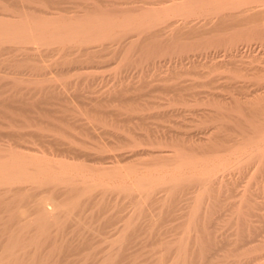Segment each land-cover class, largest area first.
<instances>
[{
	"label": "bare ground",
	"instance_id": "bare-ground-1",
	"mask_svg": "<svg viewBox=\"0 0 264 264\" xmlns=\"http://www.w3.org/2000/svg\"><path fill=\"white\" fill-rule=\"evenodd\" d=\"M64 1L65 0H39V1L38 0H0V46H1L0 50L5 49V47L4 48L2 47V45L4 43H11L12 45L15 44L12 47H13V50H16V51L30 50L28 48L29 45H28V47L25 46V44H27V43H32V44L34 43L36 45L37 44L38 45L39 44L40 45H43V44L47 45L50 43H52V44L58 43L61 45V47L59 46L60 47L59 49H61L63 51L72 50V48L76 46V49H78L79 51L84 53L83 56H85V57L83 60L85 61V63L88 62V63H91V64L93 63V64L97 65L100 63V61H98V58H100V55H98L97 52L98 51L100 52V50H102L105 47L101 42L103 39L111 38V39L119 40L120 44L121 43L123 44V47L121 49L124 48L123 50H128V49H130V46L132 45L133 42L137 41L138 39L139 40L141 39V38H139V36L141 34L144 35L147 32L146 31L147 29L152 30V28H154V26H157L159 23H162V22H164V24H163L164 28L158 29L159 28L158 27L157 28L158 30L155 28L156 30H152V33L145 34V37L141 36L142 40L151 38L156 43H158V41L163 40V38L159 39V38H161L160 36L163 34L162 30H164V36H166V37H168V36L171 37L173 35V38H174V37H176L175 34H177V33L179 35L181 34V36H182L183 34L179 33V32H183L184 31L183 29H185V27L192 29V30H188L190 32H188L187 29L185 30L190 34H192L194 30L198 29V32L194 31L196 33L195 34L193 33L192 35L197 36L199 33L200 37L203 36L204 38H206V36H208L209 34L211 36L213 35V34H211L212 33L211 30H213V32H214L215 29L221 30L223 28V32H222V30H221V32L217 30L216 33L220 32L221 34L225 35L227 33V31L229 30L227 35L232 34L231 35L232 37L226 38L223 41V42H225L224 44L226 46L225 47L226 48L225 54L227 53V55H224V57L229 56V59L226 61L223 60L225 62V64L224 65L221 64V65L225 66L226 62L228 61L227 63L229 64V66H233V68L236 67V69L239 67L237 69L238 71L245 70V72H247V74H248L247 76L253 80V82L252 81L251 82L249 81V82L256 84L259 87L258 89L257 88L256 89L261 90L257 94L254 93L255 96L254 95L251 96L249 94L248 97L249 96H251V97L248 98L246 95V100H244L242 102H247V103H245L246 105H249V104L253 105L254 104L255 106L259 103L256 106L258 108L257 109L258 111H259V105L261 107L260 103L264 104L263 103L264 102V0H147V2L146 1L145 2H146V4L149 5V8H146L143 5V4H145V3H142V2H144V0H142V1L137 0V2L140 1L139 3H142V4L141 5L137 4V3L136 4L138 6L143 5L145 8L140 7V9L138 11H133L134 13L133 12H127L126 13V11H125L124 14H121V17H118L120 14L117 17L116 16L113 17V15L111 17L110 16L107 17L106 15H103V14L102 15H95V14L57 15L56 13H52L51 11L50 12L45 11V12H42L41 15H33L30 12L29 13L26 12V9L32 8L31 4H38V6L42 5V6L47 7L46 9H48V7H50L49 9H51V8L55 9L56 8L55 5H59V4L63 3ZM66 1H68V0H66ZM90 1L92 2V0H90ZM135 1L136 0H134V1L128 0L125 2L126 3L129 2V4L132 3L131 5H133V4H135ZM96 2H98V1L96 0ZM115 2L120 3L121 1L118 2L116 0ZM123 2H122V4H123ZM82 3H84V2H82ZM87 5H84L82 7L88 8ZM111 5H112V3H111ZM131 8H132V6H131ZM137 8H139V7H137ZM122 12L123 11H121V13ZM199 17H201L202 20ZM198 18L200 21H202L201 23L199 20H196ZM224 28H227L226 33H224V31H225ZM181 30H183V31H181ZM132 31L137 32V33L135 32L137 34V37L133 34L136 37V39L135 40H128L131 37L129 38L127 36L129 33L131 34ZM187 32H184V33L186 34ZM207 32H209V33H207ZM205 33H207V35H203ZM216 35H218V34H216ZM233 35H235V36H233ZM240 37H241V39H239ZM196 39H199V37H197ZM201 39H202V41H204L203 38H201ZM201 39L198 41H201ZM240 41H241V43H240ZM203 43H205V42H203ZM138 44H139V42H138ZM216 44L219 45L218 43H216ZM121 45H120V47H121ZM202 46H204V45H202ZM207 46L209 47V45H207ZM30 48H31V46H30ZM147 48H149V46ZM153 48H154V46H153ZM111 49H112V47H111ZM131 49H133V48H131ZM202 51H203V49H202ZM33 56L30 55V57H33ZM60 57H61V60H60L61 63L60 62L59 63L61 65V67L65 66V65H69L70 62H76L77 61V59H74V60L67 59L66 56H64V55L60 56ZM132 58H133V56H132ZM11 59L12 58H10L9 60H11ZM27 59L31 61V59L27 58V57L24 60H27ZM58 61H57L56 65L59 64ZM217 61L218 60H216V62ZM80 62H81V60H80ZM28 63H29V61H28ZM124 64L125 63L123 62L122 65H124ZM29 65H31V64H29ZM34 65L35 64L32 63L31 66L33 67ZM219 66L220 65L218 63L217 68ZM83 67H84V65H83ZM123 67H125V66H123ZM225 67H227V66H225ZM35 68H40V67L39 66L37 67L35 65L32 70L34 71ZM81 68H82V66H81ZM78 73H79V71H78ZM241 74H242V72H241ZM49 75H51V74H49ZM0 77H2V76H0ZM65 84H67V83H65ZM86 84H87V82H86ZM45 89H44V93H46V95L42 96V94H41V97H43V101L49 100L50 98L53 99L54 96L56 99V94H58V90L53 91V93L57 92L54 95L53 93H48V90H50V89H48V87H47V89H48L47 92L45 91ZM122 90L118 93L115 90L116 94L114 93L113 96L115 95L116 98H118L117 96L119 95V93L122 92V94H123V92H125V90L124 91H122ZM49 92H52V91L50 90ZM17 93L18 92L16 91L15 95L12 94L8 97L6 96L5 97L6 99H4L3 101H0V116H2L3 118H5V120L8 121L6 123L1 122L2 126H0V135L7 136L10 139H12L14 142L23 141L25 139L24 136H27V135L31 136L32 135V136L38 138V140H40V142H42V143L45 142L46 144H49L53 150H56V151H62V150L74 151V152L82 153L81 152L82 148L79 149L80 148L79 146H78L79 148L73 147L70 144V141H65L63 139L64 138L63 137L64 130H66L67 128L65 127L66 129H64V127H62V125L60 126L59 123H58L59 125H57V124H54L53 122L48 121V123L46 122V125H44L42 127V126H39L38 124H36V121H38L39 119L32 117L34 119L27 120L28 124H26V125H29V126L33 125V126H35V128L31 129L30 131L20 130L19 125L22 123H20L19 125L16 124V122H18V121L20 122V120L17 117L19 114L17 115L16 114L17 112L15 113L14 110L16 109L17 111L19 110V112H21V111L27 112L26 110H28V108H26V107L24 108L22 106H16L15 107V106L9 105L13 101H18V102L20 101L21 103H23L22 96L17 95ZM111 93H113V92H111ZM111 93H109L110 95L108 97H112ZM175 94H176V92H175ZM80 95L81 94L76 95V96L74 95V96L77 97ZM123 95L122 96L119 95V96L122 97L121 99L124 98V101H125L126 100L125 97L127 98V96L125 94H123ZM134 95H136V94H134ZM142 95L139 93V95L136 97H139V96L141 97ZM115 96L112 98H115ZM177 96L179 97V95H176L175 97H177ZM57 97L63 98V96H59V94ZM79 98L81 99L82 97H79ZM131 98L135 99V97H131ZM234 98H236V97H234ZM52 99H50L49 101H51ZM121 99H119V100L121 101ZM134 99H132L133 102L135 101ZM137 99H140V98H137ZM262 100H263V102H262ZM35 101H34V103L38 104V100H37V102H35ZM40 101L41 102H39V103H43L42 99ZM95 101H97V100H95ZM127 101H128V99H127ZM25 102H24V105L27 104ZM254 102H256V103H254ZM30 103H31V101H30ZM236 103L240 104V101H237ZM29 105H31V104H29ZM29 105L27 104L26 106H29ZM35 106H37V105H35ZM239 106L245 107L244 105H237L238 108L235 107L236 108L235 109L232 106V107H230V111H227L229 109H227L226 111L229 113V112H231V110H238V112H239L240 111ZM30 107L31 106H29L28 111H30ZM250 107H251V105H250ZM67 108H69V107H67ZM224 108L221 111H224ZM231 108H233V109H231ZM242 108H241V110H243ZM94 109H96V110H93V111L97 112L98 108H94ZM131 109H133V108H131ZM251 109L253 110V107H251ZM257 110H255V113ZM236 112L237 111H235L236 118L234 117V120H232L233 123H235V121H237L236 119H237L238 115ZM259 112H260V114L264 115V113H261L262 112L261 110ZM97 113H99V110ZM224 113H226V112H224ZM233 113L231 115H233ZM240 113H241V111H240ZM255 113H254L253 118L256 115ZM214 114L217 115V112H215ZM215 115L213 118H216ZM226 115H228V114H226ZM240 115L238 117H240ZM209 116H211V114H209ZM260 116H256V117L259 118ZM29 117L31 119V116H29ZM225 117H227V118H225V120L229 119V121H231L230 120L231 118H228V116H225ZM229 117H230V115H229ZM243 117L247 118L248 116L243 115ZM256 117L254 119L258 120V119H256ZM262 117H261V119H263ZM245 118L244 119L242 118L244 120V122H245ZM51 119H53V118H51ZM62 119L63 118H61V120ZM139 119H141V118H139ZM217 119H219V117ZM248 119L249 118H247L246 120H248ZM261 119H260V121H262ZM0 120H2V119L0 118ZM43 120L44 119H42L41 121L43 122ZM46 121H47V119H46ZM240 121H241V119H240ZM249 121H250V119H249ZM21 122H23V121H21ZM256 122L252 121L251 124L249 123L250 125H248L249 126L248 129L250 128L252 131L245 129L246 124H244L245 125L244 126L242 124L240 125V123H239V126H241V127H239V129L240 128L241 129H240V131L237 130V132H239V134L242 136L241 140L242 139L243 140L237 142V144L234 148H232L230 150L227 149V151L223 154H213V155L207 154V152H204V150L202 148L205 149V147H207V146H204V145H211V144H208L205 142H204L205 144L203 146H200L203 143H201L199 145L195 144L196 146L191 144L192 145L191 148H193V146H195L196 148L198 147L201 149L202 153L200 155L194 154V153L187 154L188 152L184 151V149H186L188 147H185L186 145H184V144H183L184 146L180 145V144L178 146V144L176 143V146L179 147V149H180V150L178 149L179 151L177 150L179 153L178 152L176 153V156L178 159L174 163V165L172 167H170V169L168 167L163 168L164 165H163V161L160 162L161 160L160 161L157 160L160 163H158L156 165L153 164L154 166H150L147 169H145L144 171H141L140 169L138 170V168H136L138 166L135 167L134 165L133 166L130 165L127 167L126 166L125 167H118L119 165L118 166L116 165V167L114 166V168L113 167L110 168L109 166H103V167L100 166L98 168H90V167H86L83 165H78V164L75 165L74 163H71V162H69V164H68V162L67 163H65V161L62 162V160L61 161L60 160L55 161V160L47 159V158L42 157V155H41L42 153L40 154L41 156H35L32 154L31 155L26 154V153H24L25 151L24 152L14 151V150L10 149L11 147L7 148V149H4V148L0 149V264H62L63 261L64 262L67 261L68 255H67V249L65 250V246L69 243V241H68L69 239H66V237L64 238V236H63L65 228L67 226H71L74 228V230H78V231L81 230L82 231V229H84L88 232H94L95 233V231L100 226V222H98V218H99L100 210L103 207V197L99 198V197H101L99 194H98L99 197H96L98 195H96V196L92 195V194L95 195L96 191L95 192H92V191L96 188L101 189L100 191L103 192V194H104V192L106 193V191H108V190L112 189L111 191H113L114 189H117V190H120L121 192H125L124 194H126V196H127V193L133 194L132 192H136V191L139 192V195L137 194V196H140V194H141V196L138 197L139 199L137 200V203H136L137 205L134 204L135 208L132 209L133 212L131 211L132 213H130V215H128L129 217L127 216L128 219L126 220L127 222L125 221L124 227L122 226L123 227V230L121 232L122 234L118 235L119 237H115L112 239L110 238L111 240L109 241L110 243L108 245L110 247L107 248L106 252L104 251L105 253H104V255H102V257L100 259H98L95 256L99 252L98 248L91 245L92 242L90 241V238L86 237V235L79 238L77 240L78 244L76 243L77 245H80V247H82L81 249L84 250V252L82 250H80L79 248L78 249L81 252H79L78 249H76L78 246L76 247L74 245L75 244L74 240H72V242H74V244H72L71 246H73V247L75 246L76 247L75 249L77 250L76 252H79V254H77L76 257L78 255L80 256L81 255L80 253L83 254L82 256L77 258L79 264H121V263L124 264L125 262L123 260L122 261L120 260L122 257H129L128 259H130V258H134V256H135V255L133 256V254H132V257L130 256L131 253H128L126 251L127 248H126L125 244L129 243L130 237L131 236L133 237L135 235L134 233H136V229L138 227L145 226L143 224L139 226L137 223L138 221L137 220H136L137 222L135 221V219H136L135 216H137V215L140 216L141 214H145L146 216L148 215L150 218H148L149 221L147 220L148 221L147 225L148 226L153 225V227L155 226L154 228H156V227L160 228L157 226L159 224V222L162 220H165V218L169 217V216H167L164 218L165 215H169L168 212H171V211L173 212L174 208H176L175 207V204H176L175 200L177 199V193L179 196L180 195L179 191H181L180 189H184L183 185H185L189 182L191 183V181H194V180L200 181L199 182L200 183L199 190L201 192V196H203L205 194H209L211 191L213 192V190H217L218 188H221V189L228 188V185L225 183H228L229 181L223 182L222 177L216 175V171L220 168H224L226 165H228V163H230V162L232 163V161H235L236 163H238V162L241 163V162H244L245 160L248 161V160L254 159L256 157L259 162L261 160V162L259 164L260 167L264 166V159H263L264 158V126L259 125L258 121H256ZM262 122L264 123V119ZM29 123H31V124H29ZM209 125H207V126H209ZM228 125H230V124H228ZM68 126H69V124H68ZM2 127L4 128V130H2L3 129ZM234 127L236 128V125ZM237 127H238V125H237ZM44 128H46L48 130V133L49 132H53V133L52 134L44 133ZM68 129L65 131V133L68 132ZM220 129H222V128H220ZM142 130H144V129H142ZM247 130L250 131V133ZM147 131H150V130L147 129ZM210 132H212V131H210ZM215 132H217V131H215ZM164 134H165V132H164ZM48 135L51 138L49 137V139L47 138V140H46L45 137ZM153 135H151V133L148 132L147 135H143V136L146 137V139L150 138L149 140H151V137ZM27 137H29V136H27ZM153 138L154 137H152V139ZM72 139L73 138H71V140ZM131 142H129V143H131ZM59 145H63L65 147H59ZM80 145H81V143H80ZM146 145H149V144H146ZM97 147L99 149H103L104 146L102 147L101 145H98V146L95 145V148H97ZM210 149H211V147H210ZM22 151H23V149H22ZM135 151H138V149ZM134 152H133V154H131V152H130V155L128 154L127 157L128 156L131 157V156L141 154V153H144V154H151L152 153V151L150 149L149 150H142V151L140 149V151H138L136 153H134ZM85 156H87V155H85ZM116 156H119V155H116ZM116 156H115V154L109 155V156L103 155V156L99 157L100 158L99 160H101V159L103 160V159H107V158L108 159L111 158V159L116 160L114 158ZM173 156H175V155H173ZM156 157L163 159V157L165 158V155L158 153L156 155ZM262 159H263V161H262ZM148 160H150V159H148ZM143 161H145V159H143ZM165 161H167V160H165ZM84 162H86V161H84ZM109 163H112V162L109 161ZM236 163H233V164L237 165ZM165 167H166V165H165ZM243 167H245V166L243 165ZM231 169H233V168H231ZM244 169L245 168H243V170ZM257 169H258V167H257ZM253 173H254V171H253ZM236 182H237V180H236ZM164 185H167V187H168L167 188L168 190H166V189H164V190L167 192L170 190L169 191L170 194L169 195L165 194L163 196L156 197L157 191L160 190L159 187H161V186L164 187ZM197 185H198V183H197ZM216 186H218L217 189H216ZM187 187L188 186L185 187V191H186ZM247 187H248V185H247ZM228 189L230 190L231 187H229ZM259 190L260 189H258V191ZM192 191H194V190H192ZM245 191H246V189H245ZM248 191L249 190L247 189V191H246L247 193L242 194V195L246 196L245 201H246L247 206H248L247 207V206L243 205L244 207H247L246 209L244 208L245 210L244 209L241 210L237 205L235 206V202H233L232 205H231V203H229L231 206L234 207V210L232 208L233 211L231 210V206H230V208L228 207L230 209V213H233V215L231 214V216L234 217V214H236L235 217L233 218V220H234L233 222H235L236 225L231 224V226H236V229H234L235 233H233L235 235L230 234V235L236 236L235 239L231 240V237H233V236L230 237L228 235L229 233H232V232H229L227 235L221 234V233L218 234V232H222L223 230L218 231L219 226H218V223H216V218L219 217V219H221L222 218L221 216H215V217L209 216L207 218L205 216V218H203L201 220L200 216L204 215V214H201V212H199V210H200L199 205H200L201 199H200V197H198V199L200 200L199 204H197L195 207L193 206L194 209L192 207V209H193L192 212L188 213L190 215L187 217L188 218L187 225L185 223L184 225H186V227L183 225V228H182L183 230L185 228L186 229H185L184 233L180 231L181 233H183L182 235H177L176 237H171V238L167 237L168 238L167 239L166 237L165 238L161 237V235H162L161 234V235L157 236L158 238L155 237V238H157L156 239L157 241L156 240L154 241V242H157V244L155 243L156 245H158V244L162 245V246H160L161 249L156 248L159 250L153 249L151 252V251H149V249L146 248V250L151 252L150 254H154V255L158 254L157 252L159 251L158 255L151 257L156 262L155 264H162V263H165L166 261H169V264H220L222 262L226 263L227 258L229 256H231L232 259H236L234 261L237 264H264V216L261 217L262 214H260V216H259L260 208L262 210L264 208L261 207L262 206L261 204L259 206L260 201H256V203H255L254 201H252L250 199L254 196V194H256L258 192H256V190H253L256 193H253L252 191H250V192H252V194H253L252 195ZM101 192H100V194H101ZM219 192H220V190H219ZM215 193L216 192L213 193L214 196H216ZM134 194H136V193H134ZM216 194H217V197H220L222 195L221 193H220L221 195H219L218 192ZM245 194H247V195H245ZM248 194L252 195V197L249 196ZM209 195H207V196H209ZM214 196H212L213 197L212 200H214ZM130 197H131V195H130ZM130 197L128 194V198H130ZM256 197H258V195H255V198ZM133 198H135V197H133ZM198 199H197V201H198ZM158 200L162 201L163 207L161 206V209H159L160 211L158 214H151V212L148 211V208H146L145 205H148L149 203L157 202ZM253 200H254V197H253ZM128 201H130V200H128ZM242 201H243L242 203L245 202L244 200H242ZM214 202H215V204H213V201L211 202L212 205H218V207H219L218 203H220V202L217 200ZM90 203L94 204V205H92L91 207L88 206V208H86L87 204L89 205ZM252 203H254V204H252ZM235 207H237V210L235 209ZM155 208H157V207H155ZM87 209H91V212L90 213L85 212ZM255 209H259V211L257 210L258 213L254 212ZM156 211H158V210H156ZM199 213L201 214L200 216H199ZM260 213H262V211ZM102 214L103 213H101L100 215H102ZM149 214H151V215H149ZM173 214H174V212H173ZM212 214H210V215H212ZM145 215L144 216L141 215V217L142 216L145 217ZM255 215L261 217V219L259 221L261 224H259V225H256V224L253 225L252 224L253 221L255 222V220H256ZM110 216H111V214H110ZM252 216H255V217H253L255 220L251 219L253 221L250 220V217H252ZM102 218H103V216H102ZM162 218H164V219H162ZM95 220L97 221V223H99V225L95 224ZM229 220L230 219H227V221H229ZM258 220L259 219H257V221ZM230 221H232V218ZM109 222H111L110 219H109ZM106 223L108 224V222H106ZM180 224H176V225L174 224V225L178 227ZM226 224L227 223H225V225ZM159 225L161 226V224H159ZM227 225H229V224H227ZM148 226H146V227H148ZM222 227H224V226H222ZM151 228H152V226H151ZM157 228H156V231H157L156 235H158L160 233L159 229H157ZM138 230H139V228H138ZM192 231L194 232V234L192 233ZM96 232L98 233L99 231H96ZM75 233H72L73 237L78 234V233H76V234ZM148 233H149L148 236L149 235L151 236L152 231L149 230ZM153 233L155 234V232H153ZM86 234H88V233H86ZM72 239H74V238H72ZM99 240L101 241L100 238H99ZM99 240H97V241H99ZM93 241H94V244H97V243H95V240H93ZM147 242L148 243H151V242L154 243L152 240H151V242H149L147 240ZM147 242L144 241V244H146ZM73 247H71V251H72V249H74ZM149 247L151 248L152 246H149ZM67 248L69 251V247H67ZM194 248L196 250H194ZM71 251L69 252V254L70 253L73 254V252H71ZM160 251H161V253H160ZM190 252H192L191 255H190ZM173 253H175L174 257L172 256ZM136 255H137V253H136ZM232 255L237 256V258L235 256H234L235 258H233ZM71 256H73V258H74V254ZM70 257H69L68 261H71ZM223 258L225 259V261ZM77 259L75 258V261ZM130 260H133V259H130ZM230 260H231V258H230ZM228 261H229V258H228ZM231 261H233V260H231ZM150 262L154 264L153 260ZM235 262H232V263L236 264ZM130 263H131V261L129 262V264ZM76 264H77V261H76ZM165 264H168V263H165ZM226 264H229V263H226Z\"/></svg>",
	"mask_w": 264,
	"mask_h": 264
},
{
	"label": "rangeland",
	"instance_id": "rangeland-1",
	"mask_svg": "<svg viewBox=\"0 0 264 264\" xmlns=\"http://www.w3.org/2000/svg\"><path fill=\"white\" fill-rule=\"evenodd\" d=\"M97 1L98 2H96V0L95 1L92 0V2L90 0H68V1L65 0L61 4L55 5V7H56L55 9H52V8L49 9L50 7H48V9H46L47 7H45V6H42V5L38 6V4H31L32 8L26 9V12L27 13L30 12L33 15H41L42 12H45V11L46 12L51 11L52 13H56L57 15H80V14L102 15L103 14V15H106L107 17L108 16L111 17L112 15H113V17H115V16L117 17L120 14L118 17H121V14H124L125 11L127 13V12L138 11L140 9V7L149 8V5L146 4L147 0H144V2H142V3H145V4H143L145 7L143 5L140 6L142 3H139L140 1L137 2V0L135 1V4H133V5H131L132 3L129 4V2L128 3L125 2L128 0H125V1L124 0H117L118 2L121 1L120 3L115 2L116 0L115 1L114 0H104V1L103 0L102 1L97 0ZM131 1H134V0H131ZM82 2H84V3H82ZM122 2H123V4H122ZM111 3H112V5H111ZM136 3L140 4V5L138 6ZM84 5H87L88 8L82 7ZM131 6H132V8H131ZM137 7H139V8H137ZM121 11H123V12L121 13ZM199 18L202 20L201 17H199ZM199 18L196 20H199ZM201 22L202 21H200V23ZM163 24H164V22L159 23L157 26H154V28H152V30H156L158 27H159L158 29L164 28ZM186 29H187V31L192 30L191 28L185 27V29H183L184 31L181 30L183 32H179V33H182L183 35L181 36V34L179 35L177 33V34H175L176 37H174V38H173V35L171 37L164 36V30H162L163 34L160 36L161 38H159V37L158 38L159 39L163 38L164 41L161 40V41H158V43H156L151 38H150L151 40L150 39L142 40V37H145V34L152 33L151 29H147L146 30L147 32L144 35L141 34L139 36V38H141V39L140 40L138 39L139 41L137 40V41L133 42L132 45L130 46V49H128V50H123L124 48L121 49L123 47V44L121 43L122 44L121 45L119 40L111 39V38L103 39L101 42L105 47L102 50H100V52L99 51L97 52L98 55H100V58H98V61H100V63L97 65L93 64V63L91 64L88 62L85 63V61L83 60L85 57V56H83L84 53H82L81 51L76 49V46L73 47L72 50L63 51V50L59 49L61 47V45L58 43H55V44L50 43L47 45H45V44H43V45L37 44L36 45L34 43L33 44L27 43V44H25V46L28 47V45H29L28 48L30 50L16 51V50H13V47H12L15 44L12 45L11 43H4L2 45V47L3 48L5 47V49L0 50V76H2V77H0V101H3L4 99H6L5 98L6 96L8 97L12 94L15 95V93L17 91L19 93V94L17 93V95L22 96L23 103H21L20 101H19L20 103L18 101H13L9 105L15 106V107L16 106H22L24 108L26 107V108H28V110H29V106H31L30 111L26 110L27 112H25V111L22 112L21 110H20L21 112H19V110L17 111L16 109L14 110L15 113L17 112L16 113L17 115L19 114L17 117L20 120V122L18 121V122H16V124L19 125L20 123H22L19 125L20 130L30 131L31 129L35 128V126H33V125H31V126L26 125V124H28L27 120H32L34 118L39 119L38 121H36V124H38L39 126H42V127L44 125H46V122L48 123V121L53 122L54 124H57V125L60 124V126L62 125V127H64V129L69 128L67 133H65V131L67 129L64 130V135H63L64 138L63 139L65 141H70V144L73 147H77V148L80 147L79 149L82 148L83 150L81 149L82 153L74 152V151H64V150L56 151V150H53L49 144H46L45 142L44 143L40 142V140H38V138H36L32 135L31 136L27 135L29 137L24 136L25 139L23 141H17V142H14L12 139H10L7 136L0 135V144H1L0 149H3V148L7 149V148L11 147L10 149L17 151V152L18 151L19 152L25 151L24 153L29 154V155H31V154L35 155V156H41L42 155V157L47 158V159H51V160H55V161H58V160L61 161L62 160V162L65 161V163L68 162V164H69V162H71V163H74L75 165L78 164V165H83V166L90 167V168H98L100 166L101 167L109 166L110 168H112V167L114 168V166L116 167V165L117 166L119 165L118 167H125V166L127 167L130 165L131 166L134 165L135 167L138 166V167H136V168H138V170L140 169L141 171H144L148 167L154 166L153 164L156 165L162 161H163V165H164L163 168L168 167L170 169V167H172L178 159L176 156V153L180 149H179V147L176 146V143L178 144V146H179V144L180 145H183V144L186 145L185 147H188V148L184 149V151H187L188 152L187 154L194 153V154L200 155L202 153L201 149L198 147L196 148L195 144L199 145L201 143H203V144H201L200 146H203L205 143L211 144V145H204V146H207V147H205V149L202 148L204 150V152H207V154H210V155L223 154L227 151V149L230 150V149L234 148L236 146L237 142L243 140V139L241 140L242 136L239 134V132H237V130L240 131V129H241V128L239 129V127H241V126H239V123H240V125L246 124V126L244 125L246 127L245 129H248V127H249L248 125H250L252 121H254V122L258 121L259 125L264 126V123L262 122L264 119V115L260 114V112H259L261 110L262 111L261 113H264V104L260 103L261 107L259 105V111H258L257 110L258 108L256 106L259 103L255 106L254 104L253 105L252 104L246 105L245 103H247V102H242V101L246 100V95H247V97L249 94L251 96H253L254 93L257 94L261 90H257L259 87L256 84L250 83L251 81L253 82V80L247 76L248 74H247V72H245V70L238 71L237 69L239 67L236 69V67L233 68V66H229V64L227 63L228 61L226 62V65H225L227 67L221 65V64H223V65L225 64V62L223 60L226 61L229 59V56L224 57V55H227V53L225 54V52H226L225 47L226 46L224 44L225 42H223L226 38L232 37L231 36L232 34L227 35L229 32V30H228L226 33L227 28H224L225 29L224 33H226L225 34L226 36L224 34L220 33L221 30L223 32V28L222 29L220 28L221 30L217 29L218 31H220L219 33H216L217 32L216 29L214 30V32H213V30H211L212 33L211 32L210 33L213 34L214 36L213 35L211 36L209 34L208 35L209 37L206 36V38H204L203 36L200 37L199 33H198L199 36L198 35L197 36L192 35L193 33L195 34L196 32H198V29L194 30L196 32L193 31L192 34L188 33L190 31H188V32L185 31ZM135 32L136 31H132L131 34L129 33L130 35L128 34L127 37H129V38L131 37L128 40H135L136 39V37H137L136 33L137 32L136 33ZM184 32H187V33L185 34ZM207 33H209V32H207ZM207 33H205L203 35H207ZM216 34H218V35H216ZM233 36H235V35H233ZM195 37L196 38L199 37V39H196ZM201 38H203L204 41H202ZM200 39H201V41H198ZM239 39H241V37ZM138 42H139V44H138ZM203 42H205V43H203ZM216 43H218L219 45H217ZM240 43H241V41H240ZM120 45H121V47H120ZM202 45H204V46H202ZM207 45H209V47ZM30 46L32 49L30 48ZM148 46H149V48H147ZM153 46H154V48H153ZM111 47H112V49H111ZM131 48H133V49H131ZM202 49H203V51H202ZM30 55L31 56L34 55V56L30 57ZM63 55L66 56L67 59H70V60L77 59V61L76 62H70L69 65H65V66L61 67V65H60L61 57L60 56H63ZM132 56H133V58H132ZM26 57L30 58L31 61L28 59L24 60ZM10 58H12V59L9 60ZM80 60H81V62H80ZM216 60H218V61L216 62ZM28 61H29V63H28ZM57 61H58V63L59 62L60 63L56 65ZM123 62L125 63L124 65H122ZM32 63H34L37 67L39 66L40 68H35V70L33 71L32 69L34 68L35 65L32 67L31 66ZM216 63L217 64L219 63V65H220L218 68H217ZM29 64H31V65H29ZM83 65H84V67H83ZM81 66H82V68H81ZM123 66H125V67H123ZM78 71H79V73H78ZM241 72L243 75L241 74ZM49 74H51V75H49ZM240 76L241 77L243 76V77L241 78ZM64 82L67 84H65ZM86 82H87V84H86ZM47 87L52 92H49L50 90H48ZM44 89L46 92L48 90V93H53V91L58 90L59 96H63V98H58L57 97L58 94H56L57 92H55L53 94L54 95L56 94V99L54 96L53 99L50 98V99H52L51 100L52 102L49 101L50 99L46 100V101L44 100L45 101L44 102L43 97H41V94H42V96L46 95V93H44ZM115 90L117 93L120 92L121 90L122 91L125 90V92H123V94H125L127 96V98L125 97L126 100L124 101V98L121 99L122 97H120V96L123 95L122 92L119 93L120 96L117 94L118 98H116L115 95H114L115 98H112V97H114L113 94L114 93L116 94ZM111 92H113V93H111ZM175 92H176V94H175ZM109 93L112 94V97H108L110 95ZM139 93L141 95L142 94L143 95L141 97L140 96L136 97L139 95ZM79 94H81V95L75 97L76 95H79ZM134 94H136V95H134ZM174 95L175 96L179 95V97L178 96L175 97ZM130 96L135 97V99L131 98ZM251 96H249V97H251ZM79 97H82V98L80 99ZM234 97H236L237 99ZM137 98H140V99H137ZM39 99L40 100L42 99L43 103H39V102H41ZM119 99H121V101ZM127 99H128V101H127ZM132 99H134L135 101L133 102ZM37 100H38V104L34 103V101L37 102ZM95 100H97V101H95ZM30 101H31V103H30ZM235 101L236 102L240 101V104H238L239 102L236 103ZM24 102L27 103L28 105L29 104H31V105L26 106L27 104L24 105ZM262 102H263V100H262ZM33 103L37 106H35ZM254 103H256V102H254ZM237 105H244L245 107L246 106L247 107L245 108L243 106H239L240 107L239 110L241 111V113H240V111L238 112V110H231V112H229V113L227 112V111H230V107H232V106H233V108H235V107L238 108ZM250 105H251V107H253L254 111L251 109ZM67 107H69V108H67ZM94 108H98L97 112L99 110V113L94 112L93 110H96ZM131 108H133V109H131ZM223 108H224V111H221ZM233 108H231V109H233ZM241 108L243 110H241ZM227 109H229V110H227ZM255 110H257L256 113H255ZM235 111H237L236 113L238 116L240 114L242 116L241 115H240V117L237 116L236 120L238 122L235 121V123H233L232 120H234V117L236 118ZM215 112H217V115L214 114ZM224 112H226V113H224ZM232 113H233V115H231ZM254 113L256 114L255 117L261 115L259 118L256 117V119H258V120H255L254 119L255 117L253 118ZM209 114H211V116H209ZM226 114H228V115H226ZM214 115L216 118H213ZM229 115H230V117H229ZM243 115L248 116L247 118H249L250 121H249V119L246 120L247 118L243 117ZM29 116H31V119ZM217 116L219 117V119H217L218 118ZM225 116H228V118H231L230 119L231 121H229V119L225 120V118H227ZM32 117H34V118H32ZM261 117L263 119H261ZM0 118L2 119V120H0V126H2L3 122L4 123L8 122L2 116H0ZM51 118H53V119H51ZM61 118H63V119L61 120ZM139 118H141V119H139ZM242 118L243 119L245 118V122ZM42 119H44L43 122L41 121ZM46 119H47V121H46ZM240 119H241V121H240ZM260 119L262 121H260ZM21 121H23V122H21ZM29 124H31V123H29ZM68 124H69V126H68ZM228 124H230V125H228ZM207 125H209V126H207ZM235 125H236V128L234 127ZM237 125H238V127H237ZM220 128H222V129H220ZM142 129H144V130H142ZM147 129L150 131H147ZM2 130H4V128ZM248 130L252 131L250 128ZM210 131H212V132L214 131L213 132L214 134ZM215 131H217V132H215ZM250 131H248V132L250 133ZM148 132L151 133V135H153L155 133L152 136V137H154L153 139L151 137V140H149L150 138H147L148 139L147 140L146 137L143 136V135H147ZM164 132H165V134H164ZM44 133L52 134L53 132L48 133V130L46 128H44ZM49 137H50L49 135L46 136L45 137L46 140H47V138L49 139ZM71 138H73L72 139L73 141L71 140ZM129 142H131L132 144ZM80 143H81V145H80ZM146 144H149V145H146ZM191 144L195 145V146H193L194 149L191 148L192 147ZM95 145H97V146L101 145L102 147L103 146L104 147H103V149H99L98 147L95 148ZM59 147H65V146L59 145ZM210 147H211V149H210ZM22 149H23V151H22ZM137 149H138V151H140V149H141V151L150 149L152 151V153L151 154L141 153V154H137V155H134L131 157H129V156L127 157L128 154L130 155V152H131V154H133V152ZM138 151H135L134 153H136ZM158 153L165 155V158L163 157V159H160V158L156 157V155ZM114 154H115V156L119 155V156H116L117 158L114 157L116 160L111 159V158L99 160L100 156H103V155L109 156V155H114ZM85 155H87V156H85ZM173 155H175V156H173ZM143 159H145V161H143ZM148 159H150V160H148ZM263 159H262V161H263ZM157 160H159V161L161 160V161L159 162ZM165 160H167V161H165ZM84 161H86V162H84ZM109 161L112 163H109ZM260 162H261V160H260ZM260 162L255 157L254 159H251L248 161L245 160L244 162H241V163L240 162L236 163L235 161H232V163L230 162V163H228V165L225 166L226 168L224 167L225 169L224 168L218 169L216 171V175L222 177L223 182L229 181L228 183H225V184L228 185V188L231 187L230 190L228 188H223L224 186L222 187L223 189H221V188L217 189L218 186H216L217 190H213V192L211 191L209 193L210 195L205 194V195L201 196V192L199 190V188H200L199 182L200 181L194 180V181H191V183L190 182L187 183L188 185L187 184L183 185L184 189H180L181 191H179V194H180L179 196L177 193V199L175 200L176 201V204H175L176 208H174V211H173L174 214L172 211L168 212L169 215H165L164 218L167 216H169L170 218L167 217V218H165V220L160 221L159 224H161V226L159 224L157 225L158 227H160V228L156 227L157 229H159V232H160L158 235H156L157 231H156V228H154L155 226L153 227V225H149V226L147 225V223L149 221L148 218H150L148 215L146 216L145 214H141L143 216L145 215V217H143V216L141 217V215L140 216L137 215L138 217L135 216L136 217L135 221L136 220L138 221V222L136 221L138 223V225L140 226L143 224L145 226L138 227L139 230L137 228L136 233H134L135 235L133 237L132 236L130 237L131 242L129 241V243L125 244V246L127 248L126 251L128 253H131L130 256L132 257V254H133V256L135 255L136 257L134 256V258H130L133 260L128 259L129 257H122L120 260L121 261L123 260L125 262L124 264H129L130 261L132 264H153L150 262L153 260V262L155 264L156 262L151 257L158 255L159 251L157 252L158 254H155V255L150 254V253L152 252L153 249H156V248L161 249L160 246H162V245L158 244L159 245L158 246V245H156L157 242H154L158 238L157 236L162 234L161 237H163V238H165V237L171 238V237H176L177 235H182L186 229V228L184 230L182 229L183 225L185 223L187 225V221H188L187 217L190 215L188 213H191L192 210L194 209V207L197 204H199L200 200L198 199V197H200V199H201V202L199 205V208H200L199 212H201V214H204V215H201L199 213V216L201 215L200 216L201 220L203 218H205V216H206V218L209 216H214V217L215 216H221L222 217V218L220 217L221 219H219V217L216 218V223H218V226H219L218 231L223 230L224 232L223 231L218 232V234L221 233V234L227 235L229 232H232V233H229L228 235L230 237L235 235L233 233H235L234 229H236V226H231V224L236 225L235 222H233L234 221L233 218L235 217L236 214H234V217H232L231 214L233 215V213H230V209H229L233 202H235V206L237 205L241 210L244 208L246 209L248 207L247 203L245 201L246 196H244L242 194L247 193L246 191L248 189L249 190L248 192L251 194H252V192L253 193H256V192L259 193V194L258 193L254 194V196H253L254 200L252 197L253 194L252 195L248 194V195L252 197V198H250V197L249 198L252 201H254L255 203H256V201H260L261 203L259 202V206L261 204L262 205L261 207L264 208V206H263L264 205L263 204L264 203V196H263L264 195V166H261L262 167L261 168L259 165ZM233 163H236L237 165H235ZM165 165H166V167H165ZM243 165L245 167H243ZM257 167H258V169H257ZM231 168H233V169H231ZM243 168H245V169L243 170ZM253 171H254V173H253ZM236 180H237V182H236ZM197 183H198V185H197ZM247 185H248V187H247ZM186 186H188L189 188L187 187V189L185 191ZM159 188H160V190L158 189L159 191H157L156 197L163 196L165 194H168V195L170 194V192H169L170 190L168 192L164 190V189L168 190L167 185H164V187L161 186ZM245 189H246V191H245ZM258 189H260L259 190L260 192L258 191ZM100 190L101 189L96 188L92 191V192L96 191L95 195L92 194L93 196H96L99 194L101 197H99V195L96 197H99V198L103 197V207L101 208L100 213L98 212L99 213L98 222H100V226L98 227V229L96 231H99V232L97 233L95 231V233H96L95 234L94 232H88L84 229H82V231L81 230L78 231V230H74V228L71 226H67L64 230L63 236H64V238L66 237V239H69L68 241L70 243V244L68 243L69 245L67 244L65 246V250L67 249V255L69 256L70 254L71 255L74 254V258L71 255L70 256L72 258L69 256L71 261H68L69 257L67 256L68 260L65 261L67 264L68 263L69 264L70 263L76 264V261H77V264H79L77 258L82 256L83 254L80 253L81 255L80 256L78 255L76 257V255L79 254V252H81V251H79V249L82 250L81 249L82 247H80V245H77L78 244L77 240L79 238L83 237L84 235H86V237L90 238V241L92 242V244H91L92 246L98 248L99 252L95 256L98 259H100L102 257V255H104V253L106 252L107 248L110 247V246H108L110 243L109 241L112 238L119 237L118 235L122 234L121 232L123 230L125 221L129 217L128 215H130V213L133 212L132 209L135 208L134 204L137 205L136 203H137V200L139 199L138 197L141 196V194H140V196H137V194L139 195L138 191L132 192L133 194L136 193V194H134L135 196L131 193H127V196H126V194H124L125 192H121L120 190H117V189H114L113 191H111L112 189L108 190V191H106V193L104 192V194ZM192 190H194V191H192ZM219 190H220V192H219ZM253 190H256V192H254ZM250 191H252V192H250ZM100 192H101V194H100ZM214 192H216V193L218 192L219 195H221V194L222 195L220 197H217V194L215 193L216 196H214L213 195ZM128 194H129V197L131 195L132 198L131 197L128 198ZM207 195H209V196H207ZM245 195H247V194H245ZM255 195H258V197L260 199L258 197L255 198ZM212 196H214V200H212L213 199ZM133 197H135V198H133ZM197 199H198V201H197ZM128 200H130V201H128ZM216 200L220 202V203H218L219 207H218V205H212V203H211L213 201V204H215L214 201H216ZM242 200H244L245 202L242 203L243 202ZM229 203H231V205ZM252 204H254V203H252ZM92 205H94V204H91V203L89 205L87 204L86 208H88V206L91 207ZM243 205L247 206V207H244ZM145 206H146V208H148V211H150L151 214H158L160 211L159 209H161V206L163 207V203L161 200H158L157 202L149 203L148 205H145ZM155 207H157L158 209ZM192 207H193V209H192ZM232 208L234 210L233 206H231V210H232ZM155 209L158 211H156ZM235 209L237 210V207H235ZM257 210L259 211V209H255L254 212L256 213ZM261 211H262V213H260ZM85 212L90 213L91 209H87ZM260 212H259V216H260V214H262L261 217L264 216L263 215L264 209L262 210L260 208ZM101 213H103V214L100 215ZM110 214H111V216H110ZM151 214H149V215H151ZM210 214H212V215H210ZM102 216H103V218H102ZM255 216L250 217V220L254 219L253 217H255ZM259 216H256V218H255L256 220L254 219L255 222L253 220H251V221H253V223H252L253 225L261 224L259 222L261 217H259ZM164 218H162V219H164ZM231 218H232V221H230ZM109 219L111 222H109ZM227 219H230V220L227 221ZM257 219H259V220L257 221ZM222 220L223 221L225 220V221L223 222ZM106 222H108V224ZM225 223H227L229 225H227V224L225 225ZM95 224L99 225V223H97L96 220H95ZM174 224L175 225L180 224V225L177 227ZM186 225H184V226L186 227ZM146 226H148V227H146ZM151 226H152V228H151ZM222 226H224V227H222ZM149 230L152 231L153 235L151 234V236L150 235L148 236ZM180 231L183 233H181ZM75 232L78 233L77 234L78 236L75 235L73 237L72 233H75ZM153 232H155V234ZM86 233H88V234H86ZM192 233L194 234L193 231H192ZM230 234H233V235H230ZM155 237H157V238H155ZM235 237L236 236L231 237V240L235 239ZM72 238H74V239H72ZM99 238L101 239V241L99 240ZM72 240H74L75 244H74V242H72ZM93 240H95V243H97V244H94ZM97 240H99V241H97ZM147 240L149 242H151V240H152L154 243H152V242L148 243ZM144 241L147 243L144 244ZM72 244H74L76 247L77 246L78 247L77 248L75 246L73 247V246H71ZM70 246L74 248V249H72V251H71ZM149 246H152V247L150 248ZM67 247H69V251H68ZM75 248L76 249L79 248L78 249L79 252H76L77 250ZM146 248L149 249V251H151V252L146 250ZM159 249H156V250H159ZM194 250H196V249L194 248ZM70 251L73 252V254L72 253L69 254ZM82 251L84 252V250H82ZM136 253H137V255H136ZM160 253H161V251H160ZM191 253L192 252H190V255H191ZM172 256L174 257L175 253H173ZM232 256H233V258H235V257L237 258V256H235V255H232ZM75 258L77 259L76 261H75ZM228 258H229V261H228ZM228 258H227L226 263L234 264L232 262H235L234 260H236V259H232L231 256H229ZM230 258L233 261H231ZM224 261H225V259H224ZM65 262L63 261L62 264H66ZM165 263L169 264V261H166ZM165 263H162V264H165ZM226 263L222 262L220 264H226Z\"/></svg>",
	"mask_w": 264,
	"mask_h": 264
}]
</instances>
